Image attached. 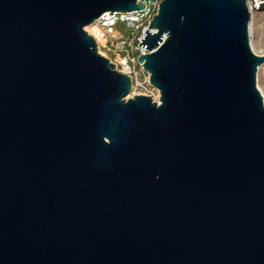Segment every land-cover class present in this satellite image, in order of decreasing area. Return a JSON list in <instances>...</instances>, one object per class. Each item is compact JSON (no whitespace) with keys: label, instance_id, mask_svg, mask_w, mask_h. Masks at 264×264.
Segmentation results:
<instances>
[{"label":"water","instance_id":"1","mask_svg":"<svg viewBox=\"0 0 264 264\" xmlns=\"http://www.w3.org/2000/svg\"><path fill=\"white\" fill-rule=\"evenodd\" d=\"M247 5L159 4L138 59L157 105L84 30L142 3L0 0V264H264Z\"/></svg>","mask_w":264,"mask_h":264},{"label":"built area","instance_id":"2","mask_svg":"<svg viewBox=\"0 0 264 264\" xmlns=\"http://www.w3.org/2000/svg\"><path fill=\"white\" fill-rule=\"evenodd\" d=\"M136 2L144 5L142 10L112 13V16L110 12H106L84 30L95 40L98 54L108 59L119 73L130 79L131 90L128 98L150 97L152 102L160 105V92L150 84V74L144 70L143 64H140L138 59L141 55L152 53V50L139 46V43L146 30L155 33V30H149L148 27L163 0H136ZM261 3V0H246L249 13L252 14L257 10ZM93 27L100 33L99 38L91 33ZM256 54L263 55L264 51Z\"/></svg>","mask_w":264,"mask_h":264},{"label":"rangeland","instance_id":"3","mask_svg":"<svg viewBox=\"0 0 264 264\" xmlns=\"http://www.w3.org/2000/svg\"><path fill=\"white\" fill-rule=\"evenodd\" d=\"M261 1L262 3L260 4V7L257 10L253 11L252 14H250V21L248 25V34L250 35L249 43L250 46L252 43L253 49L256 53L264 51V0ZM256 86L259 91L260 87L264 92V66L260 67L258 70ZM127 98L128 95L125 97V99Z\"/></svg>","mask_w":264,"mask_h":264},{"label":"bare ground","instance_id":"4","mask_svg":"<svg viewBox=\"0 0 264 264\" xmlns=\"http://www.w3.org/2000/svg\"><path fill=\"white\" fill-rule=\"evenodd\" d=\"M89 29V28H88ZM90 30V29H89ZM91 31V33L94 35V37H97V38H99L100 37V33L98 32V30L95 28V27H93V29L92 30H90ZM251 48L253 49V46H252V43H251ZM253 51H254V49H253ZM255 52V51H254ZM256 53V52H255ZM259 87V86H258ZM259 89H260V91H261V93H262V95H263V98H264V92L262 91V89L259 87Z\"/></svg>","mask_w":264,"mask_h":264}]
</instances>
